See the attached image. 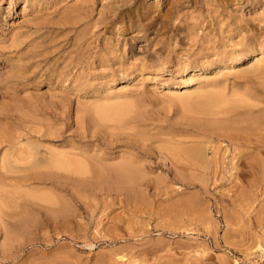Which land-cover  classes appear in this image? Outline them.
<instances>
[{
    "label": "rangeland",
    "instance_id": "obj_1",
    "mask_svg": "<svg viewBox=\"0 0 264 264\" xmlns=\"http://www.w3.org/2000/svg\"><path fill=\"white\" fill-rule=\"evenodd\" d=\"M109 3L0 0V264H264V134L208 137L201 109L264 64L216 57L264 42V0H134L92 31Z\"/></svg>",
    "mask_w": 264,
    "mask_h": 264
},
{
    "label": "bare ground",
    "instance_id": "obj_2",
    "mask_svg": "<svg viewBox=\"0 0 264 264\" xmlns=\"http://www.w3.org/2000/svg\"><path fill=\"white\" fill-rule=\"evenodd\" d=\"M109 1L110 3L106 6L103 5L104 8L108 9V11L106 13L99 14V18L90 24L92 31L99 25H104L105 28L112 27L115 22L121 21L125 17H129L130 4L134 2V0ZM112 1H115V3ZM230 1L231 3L236 2V5L243 0ZM74 12L76 13V19L78 20L75 21L74 24L85 22V20H88L92 16V9H90L88 12L85 8H77L76 6L74 8ZM148 16L149 9L142 8V11L139 10L138 14L135 17H131V19L137 18L138 20H143ZM166 18L168 19L167 13L165 14L164 19ZM188 31H190V29ZM227 32L231 33V30L228 28ZM248 35L249 32L247 30H245L244 34H239L240 40L238 41V45L241 46L240 50L237 52L232 51V53L228 55L226 53L216 54L217 61L225 68H229L234 60H239L248 53L253 54L254 45L255 47H259V53L263 54L264 42L260 41V43L257 45L255 42V37ZM206 62L208 64H213L215 61ZM234 74V81L237 83L239 82V85L242 87L238 89H231L229 92H225V88H222L225 84V80L227 79L226 77L220 80H212L208 82V86L210 85L209 87L214 89L215 92H209L206 95L205 98H208V104L206 106H201V109L206 113H204L205 116L210 117L212 122L211 124L203 126L202 133L208 137H211L214 136L215 131H218L225 134V138L231 146H237V148L244 146L249 148V145H255L258 143V138L262 137L264 134V110H252L258 104V101L255 98L258 96V94L264 93V64H262V62L259 60L246 68L236 70ZM241 88H243V90ZM250 100L252 101L251 104H247V106L242 105L243 103L246 104V102ZM203 103H205V101H203ZM216 124L217 127L214 128ZM254 134L256 139L251 141L253 139H249V137ZM205 145L206 147L209 145L208 148L210 147V143L208 141L205 142ZM205 151V148L200 147L194 148L190 152L194 160L198 162L199 167H202L203 169L207 167ZM183 152L185 151L183 150ZM240 152L237 155L236 167L239 164L245 163L247 160V157L245 156L246 154L242 152L245 154L243 155L242 153L240 154ZM259 250L264 256V248L260 247Z\"/></svg>",
    "mask_w": 264,
    "mask_h": 264
}]
</instances>
